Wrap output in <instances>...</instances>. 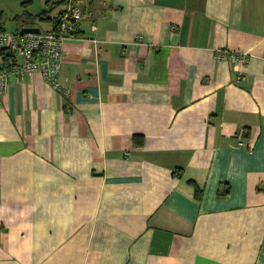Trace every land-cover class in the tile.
I'll list each match as a JSON object with an SVG mask.
<instances>
[{
	"label": "crops",
	"instance_id": "0c3cea01",
	"mask_svg": "<svg viewBox=\"0 0 264 264\" xmlns=\"http://www.w3.org/2000/svg\"><path fill=\"white\" fill-rule=\"evenodd\" d=\"M80 4L62 90H0V264H264V0Z\"/></svg>",
	"mask_w": 264,
	"mask_h": 264
},
{
	"label": "built area",
	"instance_id": "2783aa9c",
	"mask_svg": "<svg viewBox=\"0 0 264 264\" xmlns=\"http://www.w3.org/2000/svg\"><path fill=\"white\" fill-rule=\"evenodd\" d=\"M89 17L86 6L69 2L52 31L39 34H10L0 31V52L6 57L0 64V90H6L15 77L39 73L46 84L62 90L59 82L65 42L72 39L78 25ZM249 53L219 51L217 58L233 65H244ZM246 130L241 129L238 141L244 145Z\"/></svg>",
	"mask_w": 264,
	"mask_h": 264
},
{
	"label": "trees",
	"instance_id": "16d2710c",
	"mask_svg": "<svg viewBox=\"0 0 264 264\" xmlns=\"http://www.w3.org/2000/svg\"><path fill=\"white\" fill-rule=\"evenodd\" d=\"M81 0H49L47 2V4L49 5V9L47 11H42L40 14L38 15H31V14H21V15H18V16H15L13 18L14 21L18 22L20 20V18H22L23 16H26L28 17V19L30 20H33L34 22H36L37 20L39 21H49V22H52L54 23V27H56V25L58 24V21H59V18L61 17V15L63 14V12L60 14L59 17H56V18H51V17H48V13L53 11L56 7H59L61 5H67L69 2L73 3V4H79ZM26 3H23V6H25ZM5 21H6V17L4 15L3 12L0 11V31L3 32L5 31ZM77 29V28H76ZM76 32V30H75ZM75 32L72 33V35L75 34ZM5 53V52H3ZM6 55V53H5Z\"/></svg>",
	"mask_w": 264,
	"mask_h": 264
},
{
	"label": "rangeland",
	"instance_id": "374dc122",
	"mask_svg": "<svg viewBox=\"0 0 264 264\" xmlns=\"http://www.w3.org/2000/svg\"><path fill=\"white\" fill-rule=\"evenodd\" d=\"M27 11V10H26ZM29 12V11H27ZM16 14H28L26 12H24L23 9H19V11H16V9H14L13 7L6 11L5 13V17H6V21H5V30L7 33L10 34H16L18 32H20L21 28L24 26H33L35 24V22L33 20L28 19V17L23 16L22 18H20V20L18 22L14 21L13 18L15 16H18ZM39 25V22L37 23ZM41 26L40 28L44 31L48 28V25L45 23H40Z\"/></svg>",
	"mask_w": 264,
	"mask_h": 264
},
{
	"label": "water",
	"instance_id": "95a60500",
	"mask_svg": "<svg viewBox=\"0 0 264 264\" xmlns=\"http://www.w3.org/2000/svg\"><path fill=\"white\" fill-rule=\"evenodd\" d=\"M21 34H39L40 29L38 28H23L20 31Z\"/></svg>",
	"mask_w": 264,
	"mask_h": 264
}]
</instances>
